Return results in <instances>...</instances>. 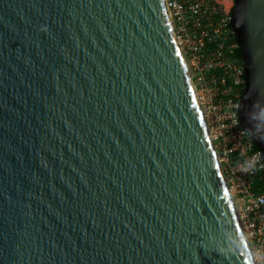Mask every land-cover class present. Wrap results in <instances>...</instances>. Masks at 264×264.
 Returning <instances> with one entry per match:
<instances>
[{
  "label": "water",
  "instance_id": "95a60500",
  "mask_svg": "<svg viewBox=\"0 0 264 264\" xmlns=\"http://www.w3.org/2000/svg\"><path fill=\"white\" fill-rule=\"evenodd\" d=\"M264 165V0H231ZM0 264H254L163 0H0Z\"/></svg>",
  "mask_w": 264,
  "mask_h": 264
},
{
  "label": "built area",
  "instance_id": "2783aa9c",
  "mask_svg": "<svg viewBox=\"0 0 264 264\" xmlns=\"http://www.w3.org/2000/svg\"><path fill=\"white\" fill-rule=\"evenodd\" d=\"M163 0L207 135L246 237L253 263L264 264V189L254 186L261 164L238 118L243 65L231 57V0Z\"/></svg>",
  "mask_w": 264,
  "mask_h": 264
},
{
  "label": "trees",
  "instance_id": "16d2710c",
  "mask_svg": "<svg viewBox=\"0 0 264 264\" xmlns=\"http://www.w3.org/2000/svg\"><path fill=\"white\" fill-rule=\"evenodd\" d=\"M228 41L229 42H235L234 37L233 36L229 37ZM239 56H240V50H239L238 46L236 45L233 49V52L231 53V57L237 63L242 64V61L240 59H238ZM254 148H256L255 145H254ZM254 186L258 187L260 189H264V168L262 170H260L258 172L257 176L255 177Z\"/></svg>",
  "mask_w": 264,
  "mask_h": 264
},
{
  "label": "rangeland",
  "instance_id": "374dc122",
  "mask_svg": "<svg viewBox=\"0 0 264 264\" xmlns=\"http://www.w3.org/2000/svg\"><path fill=\"white\" fill-rule=\"evenodd\" d=\"M226 2V4H228L229 2H227L228 0H224Z\"/></svg>",
  "mask_w": 264,
  "mask_h": 264
}]
</instances>
